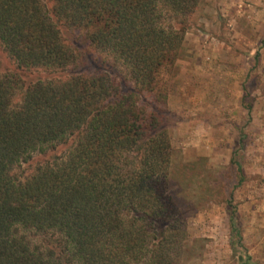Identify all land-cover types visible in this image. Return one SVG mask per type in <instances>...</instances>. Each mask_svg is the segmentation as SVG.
<instances>
[{"label": "trees", "instance_id": "obj_1", "mask_svg": "<svg viewBox=\"0 0 264 264\" xmlns=\"http://www.w3.org/2000/svg\"><path fill=\"white\" fill-rule=\"evenodd\" d=\"M198 2L53 0L46 11L41 0H0V43L18 68L56 71L73 62L63 23L84 30L88 44L114 54L144 86L121 91L102 73L60 86L37 79L13 103L20 80L0 77V264H178L182 218L168 194L169 133L134 97H164L183 18ZM163 11L175 25L160 22ZM60 145L63 157L24 179L12 175L33 153Z\"/></svg>", "mask_w": 264, "mask_h": 264}, {"label": "rangeland", "instance_id": "obj_2", "mask_svg": "<svg viewBox=\"0 0 264 264\" xmlns=\"http://www.w3.org/2000/svg\"><path fill=\"white\" fill-rule=\"evenodd\" d=\"M41 2L52 10L53 0ZM166 15L160 22L175 25ZM183 19L180 54L163 76L164 97L145 90L134 97L169 133L168 194L182 218L176 260L264 264V0H199ZM61 35L74 61L56 71L22 70L0 43V77L20 80L13 103L37 79L60 86L102 73L121 91L137 87L122 61L88 44L84 30L62 23ZM65 151L60 145L45 156L33 153L11 173L24 179Z\"/></svg>", "mask_w": 264, "mask_h": 264}]
</instances>
